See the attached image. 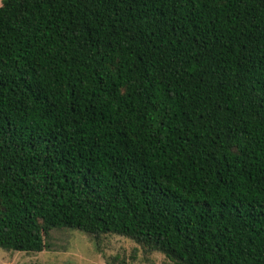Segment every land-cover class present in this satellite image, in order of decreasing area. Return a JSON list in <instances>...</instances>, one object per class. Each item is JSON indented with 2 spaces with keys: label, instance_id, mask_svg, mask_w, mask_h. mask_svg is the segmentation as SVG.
Listing matches in <instances>:
<instances>
[{
  "label": "trees",
  "instance_id": "16d2710c",
  "mask_svg": "<svg viewBox=\"0 0 264 264\" xmlns=\"http://www.w3.org/2000/svg\"><path fill=\"white\" fill-rule=\"evenodd\" d=\"M57 228L264 264V0H0V248Z\"/></svg>",
  "mask_w": 264,
  "mask_h": 264
},
{
  "label": "rangeland",
  "instance_id": "374dc122",
  "mask_svg": "<svg viewBox=\"0 0 264 264\" xmlns=\"http://www.w3.org/2000/svg\"><path fill=\"white\" fill-rule=\"evenodd\" d=\"M50 248L16 251L0 248V264H177L117 233L89 235L78 228L51 230Z\"/></svg>",
  "mask_w": 264,
  "mask_h": 264
}]
</instances>
